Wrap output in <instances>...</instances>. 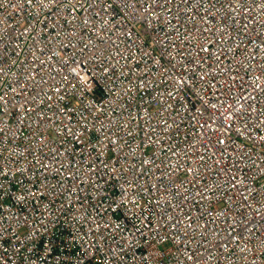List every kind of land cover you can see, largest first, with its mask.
Returning a JSON list of instances; mask_svg holds the SVG:
<instances>
[{
	"label": "built area",
	"instance_id": "built-area-1",
	"mask_svg": "<svg viewBox=\"0 0 264 264\" xmlns=\"http://www.w3.org/2000/svg\"><path fill=\"white\" fill-rule=\"evenodd\" d=\"M0 264H264V0H0Z\"/></svg>",
	"mask_w": 264,
	"mask_h": 264
}]
</instances>
